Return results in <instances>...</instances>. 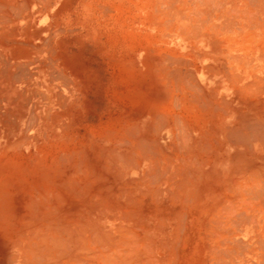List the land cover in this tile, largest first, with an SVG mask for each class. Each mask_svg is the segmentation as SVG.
<instances>
[{"label": "rangeland", "instance_id": "1", "mask_svg": "<svg viewBox=\"0 0 264 264\" xmlns=\"http://www.w3.org/2000/svg\"><path fill=\"white\" fill-rule=\"evenodd\" d=\"M5 1L6 0H0V3H4ZM23 1L25 2L23 3ZM23 1L13 0V4L16 6L13 5L6 11L15 13L14 16L16 18L19 17V13L27 14L31 12L29 19H37L36 15H41L40 18L37 19V23L33 20V42L39 43L41 41H47L46 43L52 48L50 52L47 53L48 56L43 53L39 59L45 58L53 63L51 64V70L54 71V77L56 76L55 74H57L59 78L62 77L65 80L67 78L69 79H67L69 81V88L58 81V86L54 87L52 95H50L55 102H53V106L56 109L53 112V118L50 124L55 127V125L61 124L70 117L71 122L69 126H66V130L63 132H54L52 128H49L48 135L45 138H43L46 131V129H44L39 133L40 141L38 140L36 145L24 148L23 152H10L7 156L0 158V179H4L13 172L17 177L28 180V183L23 185L25 188L22 191H17V187L11 189L13 192L12 195L19 199L12 197L14 201L12 204H9L10 207H1L0 205V264H14L11 263L13 260L9 252L11 240L15 235L14 233H16L15 230L22 227L24 221L28 218L37 217L36 213L45 215L52 214L51 211H56L55 215L57 214L56 216H58V220L56 221H58L63 228L65 225L66 228L73 229L72 232L79 230L80 227H78V223H87V226L91 223L90 226L92 228L96 227L95 229L98 228V230L100 229L101 231H108L110 229V231L119 238L117 239L119 241L118 244L123 246H119L121 247V252L119 253H117L118 247H115V250L113 247H111L113 250H111V248L107 250V248L104 247L93 255L86 251L84 254H81L82 257H86L90 262L96 264H108V262L109 264H121V262L122 264H127L128 262H133V264H264V227H262L264 226V213H262L263 211L261 212L262 209H259L261 204V207L264 208V190L262 191L263 185L261 184L263 180H261V176L260 178L253 177L252 179L249 177V175L253 176L252 174L254 173L252 167H247L246 171L239 173V179L234 182L235 185L239 182L238 188H240L241 191L237 192L238 188H235L237 194H235L233 189H228V186H225L228 185V182L225 181L224 177H213L215 175L214 170H209V168L204 169L205 172L209 171L210 173V176L207 175V179L205 180L207 183L206 192L204 193L205 189L203 187L201 188L197 185L194 187L192 186L193 188L190 187L182 191L186 193L185 195H183L182 192L177 195L178 199L176 198V200H179L177 202L168 194L171 192V189H177V186L173 185L171 188V184L163 180L165 179L164 174L167 171L165 169L166 167L164 168L166 163L163 159V161L160 160V165H156L157 168H155L153 165L154 161H145V159L140 158L138 154L135 155L136 157L134 158L136 162L135 166H130L122 162L118 163L119 161H116L118 159L111 157V164L115 166L112 167V165L109 164L110 166H106L107 168H105L104 164L107 165V161L110 163L111 158H103L98 154L99 149L104 145H108L109 150H107L110 151V154L116 153L113 151L115 146V142L113 141L114 138L104 139L101 135L107 136L108 132L113 133V130L120 127L126 118L130 116L135 117L133 114L136 113L137 105H135L132 96L137 87H143L144 84L148 83L147 75H149V71L147 69V61L153 59L155 55L156 57L164 55L179 56L185 63L191 66L197 73V76L205 82L206 80L203 79L204 73L202 66L205 60L201 61L198 54L200 50H204L210 45L205 47V45L199 42L200 39H202L200 37L202 34L201 32L206 31L204 33L205 39L216 41L219 46L231 47L233 45L231 48L240 46L239 48H242L245 52L250 51L246 48L252 45L255 46L260 41L264 44V37L261 36L264 35L263 0H256V2L254 0H215L216 2L211 6L210 3H207V0H203L204 2L202 0ZM13 7H16V9ZM207 9L212 10L208 11ZM205 10H207L206 13ZM194 11H197V13L195 14ZM227 11L230 12L228 13ZM251 11L253 12L250 17L248 15ZM187 14L189 15L187 16ZM250 18L251 21H255L252 22L254 26L256 22H258V25L254 27L253 24L251 25L250 22H247ZM226 21L231 22L228 23ZM21 23L22 26H24L25 19L23 22L20 20L17 22V24L20 25ZM222 23H226L224 24L225 26L231 25V28L235 29V31L229 33L226 31L225 26L224 28L222 27ZM3 24L11 23L5 22ZM193 24L197 26L196 29L198 34L197 31H194L195 28H191L194 26ZM213 26L217 27L216 29L215 27L213 28L212 34L214 35L212 36L210 30ZM237 27H240V29ZM218 28H220V30ZM180 29L187 30L183 32ZM191 29L196 32V36L193 31L190 32ZM260 30L261 32H259ZM218 31L221 32L215 34ZM253 31L256 32L254 33ZM207 35L209 38H207ZM215 35L219 40H217ZM227 37L230 39L229 41H226L225 38ZM44 38L48 39L45 40ZM225 59L227 61L231 59L228 52H226ZM229 64L233 66L232 63ZM138 69L142 70L140 75L136 76V78H132L134 76L133 74L138 73ZM44 90L47 91L46 88H44ZM64 95L67 96L66 99H64ZM75 98L77 99L75 100ZM61 102V106L63 105L62 107L60 106ZM176 112H184V108L179 105ZM176 115L178 116L180 114ZM32 117H34V115H32ZM104 131H106V134H103ZM158 137H160V135ZM129 143L132 145L131 141H129ZM91 144L92 148L90 147ZM131 147L132 146H130V148ZM87 148L93 149V151L88 152ZM110 148H113L112 152ZM103 150L105 149L103 148ZM43 152L47 155L43 158V164L48 167L49 173L59 176L65 181L68 180V176L65 172L54 170L56 156H62L65 152L68 153L66 155H69V162H71L69 167L73 166L75 163L78 165L83 161V158H85L86 161H83L84 164L81 162L80 165L84 166L92 163L94 164L93 168H95V171H93L91 175L89 173L90 170L88 168L85 169V173L81 172V174H79L80 179L78 177V179L75 178L77 182L69 185V190L68 187L58 188L60 190V197L56 201L60 200L58 202L62 204L53 200L49 201L51 203L48 202L47 204V199L44 197H52V193L48 195L47 191H39L40 193L38 194L40 195H35V198H38L35 199L38 201H36V203H39V205H35L37 208L34 209L35 207L33 208L32 204H27L20 198V194H24L25 191L28 193L30 191L32 192L31 188L34 182L32 179L36 176L37 180L40 172L44 174L48 173V171L41 169L42 165L40 168L37 167L38 162L35 161ZM130 153L132 152L130 151ZM83 154L85 156L81 157L80 160L79 156ZM107 155L106 157H109V153ZM100 158L102 159L100 160ZM150 165H153L152 167L155 170L154 177H158L159 180L156 177L154 179L147 178L148 180L144 178L146 176L143 175L144 173L152 172L149 168ZM158 166L160 168L159 171H157ZM226 170H229V168ZM249 171L252 174H248L247 172ZM59 173L60 175H58ZM246 174L248 175L246 176ZM242 177L244 178V180L242 179L243 181L246 182V180H248V182H246L248 186L245 185V182L241 181L240 178ZM177 179H180V177ZM156 180H158L157 183ZM143 181L147 183V186H145L146 184H144ZM11 182L15 184L12 176ZM242 184L246 186L244 190L249 187L245 190L247 193L253 188V193H243ZM252 185H254L255 188ZM260 185L262 187H260ZM151 186L155 187L152 189ZM223 186L226 187L225 189L227 190H225ZM146 187L148 188L146 189ZM163 187L165 188L163 189ZM222 188L223 190H221ZM217 189L218 191L220 189L221 195L217 193ZM255 189H258L259 193L256 191L257 194H259L258 196L254 193ZM194 190H197V196ZM85 191L87 193H85ZM222 191H225V194ZM157 192H159V194H157ZM227 192V195L235 194L238 196L237 202L240 199V206L241 204L247 206L250 201L254 202H251V204L254 205L251 206L250 204L248 208L245 206H242L243 209L240 208L244 211L245 215H247L248 212L249 214L253 212L251 216L254 215L253 217L257 224L255 222L252 223L253 219L250 216L252 220L248 219L249 222H247L248 216L245 217V215H243L246 219L245 222L244 217H241L244 213L240 208H237L238 206H235V212H231L232 209H230L231 215L234 214V216L232 215L230 217L228 213L229 210L226 212V210H224L225 208H223L230 207L229 204L226 206L216 201L221 198L225 201ZM261 192L263 194H261ZM167 194L169 197H167ZM251 194L255 197L252 199H256L257 203L255 200L253 201L251 199ZM247 195L250 197L248 200H246L248 197ZM239 196L241 198H239ZM257 197H259V199L262 197L263 199L261 198L259 200ZM191 198L193 199L191 202L187 200ZM168 199L169 201H167ZM241 199L246 200L247 202L245 203L247 205L242 203L244 200L242 201ZM121 201L123 202L122 204ZM185 202L188 203L185 205ZM42 206L45 208H42ZM180 206L182 208H179ZM46 207L48 209H46ZM218 207H221L220 209L224 211L219 210ZM257 207L259 210H256ZM238 209H240L239 212H237ZM48 210L49 213H47ZM223 212L228 215L225 216V214H222ZM214 213L216 216L220 217L216 219L217 217ZM162 217L163 219H161ZM215 220H218V222ZM56 221L55 223H57ZM221 222L223 223L221 224ZM96 224L99 227L96 226ZM57 225L60 226L59 224ZM74 227L77 229L75 230ZM119 228H123L124 231L118 230ZM136 240H138V242ZM126 244L133 245V252L135 253L132 251L128 253ZM85 253L89 254L88 257ZM116 256L118 257V262L114 260L117 259ZM14 260H16V258H14Z\"/></svg>", "mask_w": 264, "mask_h": 264}, {"label": "bare ground", "instance_id": "2", "mask_svg": "<svg viewBox=\"0 0 264 264\" xmlns=\"http://www.w3.org/2000/svg\"><path fill=\"white\" fill-rule=\"evenodd\" d=\"M254 1L256 2V0ZM24 2L25 1H23V3ZM215 2H216L215 0H207V3H210V6ZM13 5H14L13 0H6L4 3L3 2L0 3V158H2L3 156H7L8 154H10V152L13 151L23 152L24 148H28L36 145L37 141L40 138L39 133L42 132L44 129H46V131L44 133L43 138H45L48 135L49 128H52L53 129L52 131L54 132H61V131L63 132L66 130V126L67 125L69 126L71 122V117H70L67 120L63 121L61 124L55 125V127H53L50 124L53 118V112L56 110L55 107L53 106V102H54L53 98L50 97V95H52L54 87L58 86V81L64 86H67V88H69L68 85L69 79L67 78L68 80L67 79L65 80L62 77L59 78L57 74H55L56 76L54 77V71L51 70L52 67L51 64L53 63H51L45 58L39 59V57L42 56L43 53L44 55L49 53L52 48L50 47V45L46 43L47 41L46 42L41 41L39 43L33 42L34 39L33 24L34 21L37 23V19H39L41 15L40 14L36 15L37 19L36 18L29 19V17L31 16L30 14L31 12H28L27 14L19 13L18 14L19 17L16 18L14 16L15 13H12V11H6L8 10V8L12 7ZM14 9H16V7ZM212 9L210 10L207 9V10L211 11ZM207 10H205V13ZM252 12L253 11H251L248 16H250ZM196 13L197 11L195 12V14ZM189 14H187V16ZM24 19H25L24 26H22V23L21 25L17 24L19 20L23 22ZM5 22H9L11 24H3ZM226 22L230 23L231 21H226ZM247 22H250V24L252 25L253 24L252 22L255 21H251L250 18V20L249 21L247 20ZM222 24H223L222 27L224 28L225 26L224 24L226 23H222ZM255 24L258 25V22H256ZM214 27L215 26H213L212 29L210 30L212 36L214 35L212 34L213 33L212 30ZM219 27L222 28L221 26ZM191 28L193 29L195 28L194 31H197L196 25H194ZM220 28L218 29L220 30ZM237 28L240 29V27ZM193 29H191L190 32L193 31ZM225 29L229 33L235 31V29L231 28V25L225 26ZM184 30L187 29H183L182 31L184 32ZM205 32L206 31L201 32L202 34L200 35V37L202 39H200L199 42L205 45V47H207L208 45L210 46L204 50H200L198 56L201 59V61L205 60V63L202 66L204 73L203 79L206 81L203 82L197 76V73L191 68V66L185 63V61H183V59L180 58L179 56L174 57V56L164 55L161 57L158 56L156 57L155 55L153 59L147 61L148 62L147 69L149 71V75H147L148 83L144 84L143 87L142 86L137 87V89L134 91L132 96L135 105H137L136 113L133 114L135 117L130 116L126 118L124 120L125 124L123 123L122 125H120V127L113 130V133L108 132L107 136L101 135L102 138L104 139L114 138L113 141L115 142L114 143L115 146L114 149L113 148L112 149L116 153L113 152L114 154H110V151H108L109 150L108 145L102 146L98 151L100 157L108 158V159L113 157L114 159H118L116 160L119 161L118 163L122 162L130 166L136 165L134 158L136 157L135 155L137 154L138 156H140V158L145 159V161H154L153 165L155 168H157L156 165H160V160L163 159L164 162L166 163L165 164L166 166H164V168L166 167L165 169L167 170L164 174L165 179L163 180L171 184V188L173 187V185L177 186V189L175 190L171 189V192H169L170 190L166 187L167 185L166 184L165 187L169 191L168 190L165 191L169 192L168 194L172 198H174L173 200L177 202L179 201L176 200V198L178 199L177 195L180 194L182 191L189 189L192 186L194 187L195 185H197L200 186L201 188L203 187L205 189L204 193L206 192L207 183L205 180L207 179V175L210 176L209 171L208 172L204 171V169L207 168H209V170L215 171L214 172L215 175L213 177H220V178L224 177L225 181L228 182V185L225 186L226 187L228 186V189L229 188L233 189L235 191V194H237V192L241 190L240 188H238L239 182L236 184L237 186L235 185L234 182L239 179L238 178L240 175L239 173L246 171L247 167H252L254 173L252 174L250 171L247 172L248 174L251 173L253 175V176L249 175V177L252 179L253 177L260 178L261 176L263 178V179L261 178L263 182L262 181L260 182H262L261 184L263 185L264 188V184H263L264 183V44H262V41H260L255 46L252 45L251 47L246 48L247 50L250 51L245 52L242 48H239L240 46L234 48H231L233 47V45L231 47L219 46V44L216 41H213L211 39L210 40L205 39V35H204ZM220 32L221 31H218L215 34L217 33L219 34ZM253 32L255 33L256 31ZM259 32H261V30ZM194 33L191 34H194L196 36V32ZM261 36L264 37V35ZM207 38H209L208 35ZM216 38L217 40H219L217 36ZM225 39L226 41L230 40L228 37ZM250 41L253 42L252 40ZM226 52H228L231 56L230 61H227L225 59ZM229 63H232L233 66H231ZM141 71L142 70L138 69V73L133 74L134 76L132 78H136V76L140 75ZM44 88H46L47 91L44 90ZM66 97L67 96L63 98L66 99ZM76 99L77 98H75V100ZM62 102L60 103V106ZM179 105H181L182 108H184V112H179V113L176 112L178 110ZM176 114H180L178 115L180 117H178ZM32 115H34V117H32ZM103 134H106V131H104ZM157 135L158 136L160 135V137H158ZM129 141L132 142V145L129 143ZM130 146L132 147L130 148ZM90 147L92 148V144L90 145ZM103 148L105 150H103ZM87 149L88 152L93 151V149L90 148ZM129 150L132 153H130ZM108 153H109V157H106L108 156L107 155ZM66 154L68 153L65 152V154L62 156L61 155L56 156L55 158L56 165H54V170L59 172L63 171L68 176L67 177L68 180L66 181L63 178H60L59 176L49 173L48 167L45 164H43L44 162L43 158L47 156L45 152H43L39 157L36 158L35 161L38 162L37 167L40 168L42 165L41 169L48 171V173L44 174L43 172H40L37 180H36V176L34 177V179H32L34 180L33 186L31 188L32 192L30 191L28 193L27 191H25L24 194H20L21 195L20 198L24 202H26L27 204H32V207L33 208L35 207L34 209H36L37 207L35 205L38 206L39 203H36L37 200L35 199L37 197L35 198V195L36 196L40 195L38 193H40L39 191L42 190L47 191L48 195L49 193H52L53 195L52 197L48 196V198L47 196L44 197L47 199V204L51 200L56 201L60 197V193H59L60 190L58 188L68 187L69 190V185L77 182L76 179L80 177L79 174H81V172L85 173V169L88 168L90 170L89 173L91 175L93 171H95L94 170L95 168H93L94 164L92 163L84 166L80 165L81 162L82 164H84L83 161H86L85 158H83V161H81L78 165L75 163L73 166L69 167L71 162H69V155ZM83 156L85 155L83 154L82 156H79V159ZM101 159L102 158H100V160ZM110 161H111L110 163H108L109 161L106 162L107 165L104 164L105 168H107L106 166H110L109 164L112 163V158ZM99 163L103 164L101 162ZM111 165L112 167L115 166L113 164ZM153 165H150V167L148 166L152 172L143 174L146 175L144 177L146 178V180L150 178L154 179L156 177V176L154 177L155 170L152 167ZM227 168H229V170H226ZM159 170L160 168L158 166L157 171ZM248 174H246V176ZM58 175H60V173ZM11 176L16 185L11 182ZM72 177L74 178L75 181L73 180ZM178 177H180V179H177ZM156 178L159 180L158 177ZM240 179L241 181L244 180L243 177ZM158 180H156V183L158 182ZM246 182H248V180H246ZM25 183H28L27 179L17 177L13 172L10 175H7V177H5L4 179H0L1 207L3 206L8 207L9 204H12V202L14 201L12 197L14 198L16 197L12 195L13 192L11 189L17 187L18 189L17 191H22L25 188V186H23ZM144 184H146L145 186H147V183ZM245 185L248 186L247 183ZM252 186L254 187V185ZM148 187H146V189ZM153 187L151 186L152 189ZM165 187H163V189ZM226 187H224V189ZM245 187L246 186L243 185L242 188L243 193L244 192H246V194H250L249 192L253 193L252 191L253 188H251V191L247 193V191L245 190H247L249 187H247L244 190ZM260 187L262 186L260 185ZM235 188L236 189L238 188L237 192ZM263 188L262 191L264 190ZM221 190H223V188ZM86 191L85 193H87ZM189 191H193V190H189ZM194 191H195L194 193L196 194L197 190ZM256 191L258 192V189L254 190L255 194H257ZM222 192L225 194V191ZM228 192L225 195L226 196L225 201L222 198H221L222 200L218 199L216 201L221 202L226 206H228L229 204V206L232 207V208L228 207L229 209L227 207H223L225 208L224 210H226V212L227 210H229L228 213L230 214L231 217L232 215L234 216V214L231 215V212L232 211L235 212V206L236 207L238 206L237 208L241 207L243 209L242 206L245 205L241 204L240 206L239 205L240 199L237 202L238 196L235 194L227 195ZM217 193L221 195L220 189ZM157 194H159V192H157ZM168 194L167 197H169ZM185 194L186 193H183V195ZM195 194H194V198H195ZM261 194L263 193L261 192ZM197 195L198 194H196V196ZM258 195L259 194H257V196ZM240 196L239 198H241ZM247 196L248 197L246 198V200L250 198L249 195ZM251 196H252L251 199L255 198L253 197V194H251ZM257 198L259 199V197ZM16 199L19 198L17 197ZM187 200L191 202V200L193 199L191 198ZM246 200H244V202L242 203L247 202ZM252 200L253 201L255 200V202L257 203L256 199H252ZM58 201L56 202L62 204L61 202ZM167 201H169V199ZM251 202L252 201L248 202L249 203L248 205H250ZM122 203L123 202L121 201V204ZM186 203L188 202H185V205ZM53 205H52L53 208L54 206L56 207V205L54 206ZM248 205L245 207L248 208ZM252 205L254 204H251V206ZM261 205L259 206L258 204L259 209L260 210L262 209L261 212L263 211L262 213H264V208L261 207ZM44 206H42V208ZM47 207L46 209H48ZM179 208L182 207L180 206ZM218 208L219 210H221L220 209L221 207ZM230 209H232L231 212ZM240 209H238L237 212H239ZM253 209L255 210L254 207ZM257 209L258 207L256 208V210ZM205 210L207 211L206 208ZM55 212L56 211L54 212L51 211L52 214H45V215H43L42 213H36L37 217L35 218L32 217L33 219L31 217L28 218L27 220L24 221V225L22 227L15 230L16 233H14L15 235L11 240V248L9 252L13 260V262L11 263L96 264L90 262L86 257H82L81 254H84V252L86 251L87 253L93 255L99 252L100 249L104 247H106L107 250L110 249L111 247H113L115 250L116 249L115 247H118L117 253L121 252L120 251L121 247L119 246L122 245H119L118 244L119 241L117 240L119 238L116 237V235H114V233L110 231V229L108 231L105 230L101 231L100 229L98 230V228L95 229L96 227L92 228L90 226L91 223H89V226H87L86 225L87 223L84 224L82 222L81 224L78 223L79 224L78 227H80L79 230L76 232H72L73 229L71 230L70 228H66L65 225L63 228L62 225H60V223L56 221L58 220L57 218L58 216H56L57 214L55 215ZM242 212L244 213L243 210ZM47 213H49V210L47 211ZM222 214H225V216L228 215L225 212H223ZM248 214L245 215L244 213L241 215V217L243 215H245V217L250 216L253 220L250 217L249 218L247 217V222H249L248 219H251L252 223L255 222L253 217L254 215L251 216L253 212L250 213L249 215ZM216 217H217L216 219H218V217L220 216H216ZM245 217L244 220L246 222ZM161 219H163V217ZM55 221L57 223H55ZM215 221L218 222V220ZM222 223L223 222H221V224ZM57 224H59L60 226H58ZM96 226L98 225L96 224ZM74 229L76 230L77 228L74 227ZM118 230H121L122 232L124 231L123 228H119ZM136 241L138 242V240ZM126 247L128 249V253L129 251L133 252L134 250L133 245H127ZM111 250L113 249L111 248ZM87 253L85 254L88 257L89 254ZM14 258H16V260L18 259L17 262L16 260H14ZM114 260H117L116 262H118V257L117 259ZM127 264H133V262H128Z\"/></svg>", "mask_w": 264, "mask_h": 264}]
</instances>
